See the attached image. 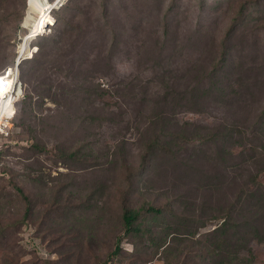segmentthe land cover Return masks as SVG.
<instances>
[{
	"label": "rangeland",
	"instance_id": "1",
	"mask_svg": "<svg viewBox=\"0 0 264 264\" xmlns=\"http://www.w3.org/2000/svg\"><path fill=\"white\" fill-rule=\"evenodd\" d=\"M42 8L0 0V264H264V0H66L22 49Z\"/></svg>",
	"mask_w": 264,
	"mask_h": 264
},
{
	"label": "built area",
	"instance_id": "2",
	"mask_svg": "<svg viewBox=\"0 0 264 264\" xmlns=\"http://www.w3.org/2000/svg\"><path fill=\"white\" fill-rule=\"evenodd\" d=\"M65 1L66 0H41L43 8L41 12L36 15L35 19L42 14L44 21L46 20L44 17L47 15L52 18V21L50 22L47 20L44 24H41L39 29L31 36V39L37 35L50 31V28L55 22L52 12L59 9ZM32 28L33 26L30 25L28 32H26L27 35L30 34ZM30 48L31 54L32 47ZM18 57L20 59L22 58L20 57V53H18L16 58ZM18 63L19 61L16 59L15 63L0 71V151L6 148L11 141L10 138L13 134V120L17 113V105L23 97L22 85L19 79Z\"/></svg>",
	"mask_w": 264,
	"mask_h": 264
},
{
	"label": "trees",
	"instance_id": "3",
	"mask_svg": "<svg viewBox=\"0 0 264 264\" xmlns=\"http://www.w3.org/2000/svg\"><path fill=\"white\" fill-rule=\"evenodd\" d=\"M58 19V17H57ZM47 34H44V35H41L45 38H47L49 41L53 42L54 40L50 37V36H45ZM35 57H37L35 55ZM5 149V148H4ZM6 150V149H5ZM4 150H1L0 151V159L2 157V154H3ZM142 209H144L146 212H150L151 214H153V217H156V216H159L160 214H163L164 210L162 207H154L152 205H148L146 207L142 206L141 207ZM122 212H121V219H122V222H123V225H124V233L125 234H134L135 236H139L141 234H143L144 232H148V235H149V240L151 242V244H154L155 245V253L160 249V248H163V252H166V250H168V248L170 246H166V242H167V236L170 235L169 232H163V234L161 235H151L150 236V227H141L139 226V220H140V209H137V208H133V207H130L126 204H123L122 207ZM165 230V229H164ZM175 238V237H174ZM120 236L116 239V243H115V248H114V251L113 253H116L119 249H120V246H119V242H120ZM175 252L174 253H178V249L177 248H174ZM112 260H107L104 264H112L111 262Z\"/></svg>",
	"mask_w": 264,
	"mask_h": 264
},
{
	"label": "bare ground",
	"instance_id": "4",
	"mask_svg": "<svg viewBox=\"0 0 264 264\" xmlns=\"http://www.w3.org/2000/svg\"><path fill=\"white\" fill-rule=\"evenodd\" d=\"M46 18V20L44 21V19L42 18L39 22L36 20V19H32V21H28V25H32L33 28H32V35L34 34V32H36L39 27L41 26V24H44L47 20H49L50 22L52 21V18L50 16H46L44 17ZM30 35V34H29ZM29 35H26V37L23 38V43L21 44L22 46V49L26 46V43H27V36Z\"/></svg>",
	"mask_w": 264,
	"mask_h": 264
}]
</instances>
